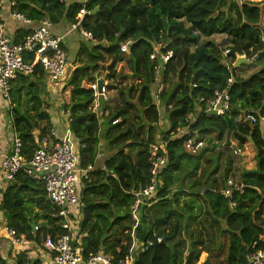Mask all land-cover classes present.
I'll return each instance as SVG.
<instances>
[{"label": "trees", "instance_id": "trees-1", "mask_svg": "<svg viewBox=\"0 0 264 264\" xmlns=\"http://www.w3.org/2000/svg\"><path fill=\"white\" fill-rule=\"evenodd\" d=\"M15 2L12 9L24 13L34 25L47 17L54 25L64 21L71 26L78 22V14L86 9L80 26L94 36L93 40L83 36L77 54L80 65L61 89L60 99L63 112H69L72 118L70 132L79 142L75 150L79 167L93 166L86 178L80 174L83 206L74 209L75 217L82 215L75 244L80 245L85 254L93 251L110 255L113 264L126 254L133 255L134 264H197L203 251L200 249L201 239H195L185 251L177 249L172 239L177 227L187 232L203 211L202 203L196 204L190 197L183 204L180 202L185 190L204 184L203 196L209 213L224 225L219 228L215 239H211V247L206 250L207 257L202 264H246L249 246L264 233V142L262 125L244 122L241 109L264 110V65L246 76L248 71L243 70L250 64L237 67L235 61L239 54H246L248 58L258 55L255 61L264 58V35L260 24L264 0ZM20 28L16 31L17 40L30 31L27 25ZM76 30L80 32V28ZM219 35L226 39L220 43L212 39ZM127 41H130L129 51L123 58L121 45ZM155 43L164 45L163 51H174L167 64L165 81H169L171 74L178 77L173 90H166L162 95L167 107L173 105L163 112L164 115L167 113L166 116L169 114V129L165 133L171 134L170 131L184 126L186 115L196 108V99L225 89L231 77L233 110L221 116L200 115L193 129L196 138L207 143L198 153L188 151L186 135L175 138H169V133L165 135L168 163L160 174L157 196L139 207L140 218L135 224L132 220L135 197L131 191L150 183L149 144L154 142L155 128H150L149 142L133 139L124 143L122 139L128 133L127 128L123 129L128 122L127 110H111L110 101H105L100 108L104 119L101 122V115L93 110L95 96L91 84L96 81V71L104 67L110 78L118 79L121 73L116 70L117 62L128 58L132 75L140 78L138 97L142 111L148 112L152 118L148 125L158 122L160 115L153 101L154 61L150 58ZM221 46H229L226 58ZM108 60L111 63L105 65ZM44 82L45 74L41 68L33 75L21 74L12 81V117L23 140V153L28 158L53 129L51 114L46 111L50 97L43 88ZM43 96H47L46 99ZM116 119L120 120L114 124ZM145 124L144 121L139 128ZM228 131L237 148L251 142L256 151V168L240 174V180L245 184L244 192H235L232 198L223 197L218 190L221 185L215 177L195 178L186 184L188 179L197 176L212 143V134L217 135L224 147L232 148L225 144ZM104 151L108 155L99 165L98 155ZM210 183H215L216 188ZM232 202H236L235 207ZM0 208L3 222L26 234L31 241L28 250L14 254L17 246L7 248L1 229L0 264H48L40 257L39 246L48 235L55 237L61 233L62 228L58 211L48 201L44 185L24 172L18 173L14 181L5 184ZM39 220L40 230L35 233L32 224ZM169 223L172 224L170 233ZM134 228L141 244L136 250L131 248ZM155 234L162 236V242L146 247L149 240L156 242Z\"/></svg>", "mask_w": 264, "mask_h": 264}, {"label": "built area", "instance_id": "built-area-1", "mask_svg": "<svg viewBox=\"0 0 264 264\" xmlns=\"http://www.w3.org/2000/svg\"><path fill=\"white\" fill-rule=\"evenodd\" d=\"M79 1L86 4L89 0ZM15 3V0H1L0 12L7 5L9 15L29 26L30 31L17 40L18 33H9L6 21L1 19L0 16V101L2 100L6 105L0 103V107H2L1 109H8L10 113L8 116L10 123L7 126L9 133L5 131V134H9L10 139L9 144H6L7 147L3 145L2 127L0 126V183L12 182L16 179L18 173L24 172L36 182L44 185L48 201L58 211L62 228L61 233H58L55 237L48 235L41 243L49 254L47 260L49 264H113L110 255L93 251L85 254L83 248L74 242L77 240L76 235L79 231L82 216L75 217L74 209L83 206L79 186L82 177L80 174L86 178L88 171L93 169V166L89 165L86 169H80L73 142L68 139L61 140L55 129H52L48 135L42 138L41 143L34 150L31 157L28 158L23 153V140L16 130L12 117L14 108L11 100L12 81L21 74L33 75L38 68H41L44 71L47 84L50 86L52 84L60 85L62 89L69 79L71 71L68 52L64 46L65 37L54 32L52 20L45 17L37 25H34V22L24 13L12 9ZM86 13L87 10L83 9L78 14V22L71 25V30L80 28V34L85 39L93 40V34L80 26ZM129 45L130 41L122 43L121 50L123 53L129 51ZM164 47L161 43H155L154 50L150 55V58L154 61L153 101L160 116L165 110L173 107L172 104L167 107L162 101V95L168 88V82L165 81L167 64L174 56L172 49L163 51ZM229 52L230 49L226 50L225 56ZM257 57L258 55L255 59ZM101 78L104 79V82L101 89H99L98 80ZM232 83L233 77L228 79L225 89L216 90L210 96L198 97L196 108L185 117L184 126L171 132L169 138L186 135L185 146L188 151L192 153L201 151L205 147V142L196 138L193 125L203 113L221 116L232 112L233 104L230 95V85ZM91 88L95 96V107L100 108L102 100L109 101L111 88L106 77L97 75L96 81L91 84ZM241 112L244 122L262 125V139L264 142V110L246 108L241 109ZM71 120L72 118L69 115L68 122L70 123ZM119 120L116 119L113 123L115 124ZM157 125V122H155L148 126L144 137L145 142H149L150 128ZM167 142L168 139L162 136L161 139H155L153 143L149 144V160L152 165L150 183L131 191V194L135 197V202L132 205V216L137 221L140 217L139 207L148 199L157 196L158 186L161 182L160 174L168 163ZM239 151L241 150L239 149ZM244 190L245 184L242 181L229 177L219 192L225 198H232L235 192L243 193ZM1 195L2 191L0 192V201ZM232 205L235 207L236 202H232ZM1 229L12 245L31 243L26 234L19 233L16 228L3 222V214L0 208ZM39 230V223H34L33 232L36 233ZM162 240V236H157L156 242L149 240L146 247L152 246L154 243H160ZM117 264H134V257L131 254H126ZM246 264H264V233L260 234L259 238L249 246Z\"/></svg>", "mask_w": 264, "mask_h": 264}, {"label": "rangeland", "instance_id": "rangeland-1", "mask_svg": "<svg viewBox=\"0 0 264 264\" xmlns=\"http://www.w3.org/2000/svg\"><path fill=\"white\" fill-rule=\"evenodd\" d=\"M263 9V15H262V20H261V27L263 29V35H264V4L262 6ZM71 27V26H70ZM73 31H76L75 33L80 34L79 30L74 29ZM82 36V35H81ZM83 38V36H82ZM215 41L217 42H222L223 40L226 39V37H223L221 35L219 36H215L214 38ZM81 39L78 38V41H80ZM92 43V42H91ZM90 45V44H89ZM221 50H222V55L224 56V58H226L225 53L226 50H228L229 46H226L223 48V46H221ZM69 53V52H68ZM72 56V58L76 56L73 54V49L70 51L69 53V57ZM123 57H126L127 54H123ZM255 56H252L249 58V60L252 61V63H246V64H250V66H247L244 68L243 71H248L246 76H250L253 72L257 71L258 69H260L263 65H264V58L261 59L260 61H255ZM248 58V57H247ZM128 58H126L125 60H123L124 64L121 68V80H117L116 78H106L108 80V83L110 85H112L115 89L111 88L110 90V97L113 94L114 98L113 100H109V105L111 106V110L115 109V108H125L127 110L128 113V122L125 126H123V129H128V133H125L124 137L122 140H126L129 142H132L131 140H143L145 137V134L148 130V124H150L152 122V118L151 115L146 112L145 110L142 111L143 106L141 105V102L139 101V97L138 94L140 93V86H139V81L140 78L136 75H132V68H130V64L127 63ZM110 64V61L108 60L106 62V65ZM103 71H105L103 69ZM101 70V72H103ZM102 74V73H100ZM178 77L174 76V74H171L169 77V81H168V88L167 90L170 92L173 90L174 88V83L175 81H177ZM53 86V85H52ZM163 101V100H162ZM105 100H102L100 103L104 104ZM164 104V101H163ZM95 107V106H94ZM94 110V109H93ZM95 111V110H94ZM7 113V116H9V110L6 109L5 111ZM3 112V114L5 113ZM95 112H99V109H96ZM167 114V113H166ZM166 114L161 115L160 117V121L157 122V126H154L155 128V132H154V141L155 139H161V137H165L166 134L165 133L168 129H169V122H168V115L166 116ZM143 117V119L141 118ZM38 119V117H37ZM40 120H38L39 122ZM145 121V126L139 128L140 124H142ZM155 122V121H154ZM42 124V122H40ZM177 131V130H176ZM7 132L9 133V131L7 130ZM172 132V131H170ZM6 133L5 136L6 138H9V134ZM170 134V133H169ZM212 138V143L209 144L208 148L209 150H207V152L205 153L202 161H201V168L197 174L196 177L190 178L187 180L186 184H190L192 183L195 178L197 179H202L205 180V177L207 176L208 178H217L218 181H220V189L222 188L223 183L225 182V180L229 177H234L237 178L238 180H240V174L243 171L246 170H254L256 168L257 165V161H256V151L252 145L251 142L247 143L245 146H243L238 153L233 149V148H226L222 145L221 141L219 139H217V135L216 134H212L211 135ZM126 141L124 143H126ZM205 145L207 143V141L205 140ZM128 143V142H127ZM235 144V143H234ZM237 145V143H236ZM238 147V146H237ZM204 149V148H203ZM135 153V151H134ZM241 154L243 156V163L240 159V155ZM108 155L107 152H103V156L104 158ZM102 156V159H103ZM102 159H100L102 161ZM99 161V160H98ZM217 172V173H215ZM241 181V180H240ZM213 184L211 187H215L216 188V184L215 183H210ZM204 185V184H202ZM202 185H196L194 186V188H190L189 190H185L184 192V196L181 198L180 202L183 204L185 202V199L187 198H191V199H195V203L196 204H201L203 205V211L201 212L202 214L200 215V217L194 222V224L191 226V228L185 232L184 230H180V228H176V232H175V236L174 239H172L173 243H176V246L178 247L177 249L180 250H187L188 247L190 246V244L195 241V239H201L202 241V247L200 249H202V253L200 255L199 261L197 262V264H202L206 257H207V252L206 250H209V248L211 247V239H215V236H217L219 228L224 225V222L221 220H217L213 217V215H211L209 213V209L207 207V201L205 200L203 194H204V189ZM205 186V185H204ZM206 189V186H205ZM220 189L218 188V190L220 191ZM186 194L189 195L188 197H186ZM198 207L195 205V210H197ZM35 210H38L37 207H35ZM159 213H162V210L159 211ZM140 218V217H139ZM134 220V223H137V220H135L134 218L132 219ZM38 223H41V221L39 220ZM172 228V224L169 223L168 226V231L169 233L171 232ZM158 232V231H157ZM132 234V238H133V243L131 248L133 250H136L138 247H140V242L137 239V235L135 232V228L132 230L131 232ZM5 237L8 239V237L5 235ZM5 239V238H4ZM8 248L10 246L13 245H7ZM30 247L29 244H24L22 245H17V247L14 249V254H16L19 251H23V250H28L27 247ZM15 247V246H13ZM40 250H44V247L41 245L39 246ZM47 252L44 250V253ZM47 254V253H46ZM40 255V254H39Z\"/></svg>", "mask_w": 264, "mask_h": 264}, {"label": "crops", "instance_id": "crops-1", "mask_svg": "<svg viewBox=\"0 0 264 264\" xmlns=\"http://www.w3.org/2000/svg\"><path fill=\"white\" fill-rule=\"evenodd\" d=\"M9 14H10V12H9L8 6L5 5L3 10L0 12V16H1V18L3 20L6 21L8 32L11 33V34H14L17 31V29H21L20 27L24 26V24L19 22V21H17L16 19H13ZM53 30L57 34L64 35V37H65L64 38V42H65L64 45L66 47V50H68L67 52L70 53V51L73 49V54L76 56V59H75V57L72 58L73 55H71L69 57L70 71L72 73V71L77 66L80 65V59H79V56L77 54H78L79 48L81 46V42L83 40L82 36L77 34V33H75L76 31L71 30L70 25L68 23L64 22V21H62L59 24L54 25ZM78 38H80L81 40L78 41ZM110 63H111V61H110ZM123 64H124L123 60L117 62L116 70H117L118 73H122L121 68H122ZM105 65H106V63H105ZM103 69L105 70V67L101 68V69H98L96 71V73H95V76L97 77V75L98 76L100 75V76L106 77L108 79L109 78L108 70L103 71ZM101 70L103 72H101ZM100 73H102V74H100ZM117 80H121V75H119V78ZM107 82H108V80H107ZM52 85L53 86H50L49 84H47L46 79H45V82L43 84V86H44L43 88L49 93V97H50L49 99H47L48 102H47L46 111H48L51 114V122H52V125H53V129L56 130V132L59 135V138L61 140H64V139L71 140L73 142L74 149L77 151L76 146L79 145V142H78V139L73 136V134L70 132V129H69V125H70V123L68 122L69 112L65 113V112H63V110L61 108V103H60L61 102L60 99H61V96H62L61 86L60 85H55V84H52ZM110 87L115 89L112 85H110ZM46 97L47 96H43L44 99H46ZM113 98H114V95L112 94L111 97L109 98V100H111V99L113 100ZM0 103H2L4 106H6L3 103L2 100L0 101ZM100 105L102 106L103 103H101ZM1 108L2 107H0V126L2 127L1 133L3 135V145L5 147H7L6 144H9L10 139L6 138L5 131L7 132V126L10 123V119L7 116V113L5 112L6 109H1ZM100 108L93 106V109L95 111H96V109H99V112L97 114L101 115L100 121L102 122V121H104V119L102 118V111L100 110ZM3 112H5V113L3 114ZM37 131L38 130L36 129L35 133H37ZM54 140L57 141L58 139H54ZM101 149L103 150V146H102ZM0 155H1V153H0ZM102 156H103V153H100L98 155L99 165H102V163L104 161V156H103V159H102ZM100 159H102V161ZM219 183H220V181H219ZM5 184H6L5 182L0 183V192L3 190L2 187L5 186ZM3 240L6 242V245H10L11 244L9 242V239L5 238ZM7 248H8V246H7ZM44 250L41 251L40 257H42V259L46 263L49 264V262L47 261L49 259V254L47 252L44 253Z\"/></svg>", "mask_w": 264, "mask_h": 264}, {"label": "water", "instance_id": "water-1", "mask_svg": "<svg viewBox=\"0 0 264 264\" xmlns=\"http://www.w3.org/2000/svg\"><path fill=\"white\" fill-rule=\"evenodd\" d=\"M116 1H118V0H116ZM96 10H98V7L94 11H92V14H94ZM246 63H252L251 60L247 59L246 54L238 55V57H237V59L235 61V66L239 67L241 64H246ZM103 82H104L103 78L98 80L99 89H101V86L103 85ZM225 144L227 146H230L233 149H235V151L237 153L239 152V149L237 148V145L232 143V141H231L230 132L229 131H228L227 136H226V143ZM239 155H240V159L242 161V164H244L243 163V156L241 154H239ZM32 227H34V223L32 224Z\"/></svg>", "mask_w": 264, "mask_h": 264}, {"label": "clouds", "instance_id": "clouds-1", "mask_svg": "<svg viewBox=\"0 0 264 264\" xmlns=\"http://www.w3.org/2000/svg\"><path fill=\"white\" fill-rule=\"evenodd\" d=\"M247 56V55H246ZM249 59V58H248Z\"/></svg>", "mask_w": 264, "mask_h": 264}]
</instances>
